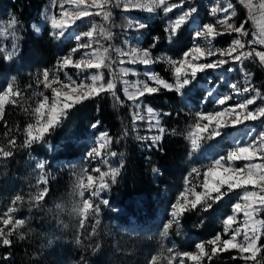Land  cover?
Instances as JSON below:
<instances>
[{"label":"rangeland","instance_id":"1","mask_svg":"<svg viewBox=\"0 0 264 264\" xmlns=\"http://www.w3.org/2000/svg\"><path fill=\"white\" fill-rule=\"evenodd\" d=\"M171 2L178 3L179 0H171ZM228 3L234 5L235 9L238 7L241 10V22L248 21L245 29L249 32L247 37L243 38L246 44L245 50H248L247 41L252 39V33L257 29L252 20L248 19L247 9L240 5L237 0H195V6L198 8L204 6L206 9L207 23L215 24L218 20L224 18L222 12H218L215 16L210 14V9L213 7H226ZM254 3H259V0H254ZM67 7V5H65ZM123 8H111L112 15L114 10ZM51 16L53 13L59 14V0L53 5V0H48L42 10V19L39 23L33 24L40 28L39 32H36L31 26V32L33 36L42 35L44 29L46 33L43 35V40L52 46L54 43V49H52V59H41L39 62L32 51L29 52L28 58L23 60V53L20 51V41L23 38L22 28L15 26V34L13 35L11 30L7 29V25L11 23L0 20V47L5 48L8 52H11L13 45H17L16 55L11 60H6L4 69L0 72V91H2L6 84L12 77L16 79V87L22 93L21 96L16 97L19 104V110L14 124L8 129L6 140L0 137V147H4L5 150H10L13 155L8 158L0 157V217L7 211L8 207L13 206L12 200L17 194L24 197V203L17 205L18 211L13 213L14 219H23L25 224L19 228L18 231L13 233L11 239L20 240L19 236H24L23 240H20L23 244L25 252L30 255L27 263L25 264H150L152 256H159L158 264H168L170 254L167 249L173 250L172 254L176 255V260L173 264H179L180 253L185 251H196L195 244L198 242H205L213 238L217 233L222 235L223 239H227L228 235L223 232V220L232 213V204L237 202L238 196L241 194V190H235L229 193L223 200L215 203L212 209L204 211L203 209L186 212L180 218L179 227L173 225L169 230L167 237L161 236L163 230V224L170 218L171 204L176 200L180 191L184 190L185 179L187 178L190 183L195 184L196 191H200V184L203 179V171L211 161L219 156H226L228 151L233 150L236 147V143L243 144L249 141L252 137L246 135L249 130L254 129L253 135H258L264 131V118L257 119L255 121H246L244 124L229 127L223 130L222 134L212 140H206L201 143L198 149H193L191 141L188 138V133L191 131L192 126L196 121L197 112H211L221 110L222 107L229 105H236L237 103L244 102L247 98L255 96V92L244 93L243 95H237L231 88L232 84H236L241 90L244 87L258 86L251 81V72L245 68V64L249 62L253 66H261L258 59H248L242 62H230L221 69H208L202 73H199L196 81L193 85H190L184 90L183 95L178 93L179 100H166L170 109L176 113L183 114L184 117L178 119H172L169 121L183 133V139L185 141V150L179 157L177 164H171L170 166V183L167 187L158 194H151V206L152 215L147 214L145 211H135L137 206L133 202V198L136 195L143 196L148 195L147 192L142 190V187L136 189L135 194H131L124 190V193H119L118 188L122 180L123 161L121 157H112L106 155L107 165L101 163L96 164L95 160L89 161L87 159V152L95 146V142L103 131L98 128L91 127L90 132L83 133L85 138H76L74 135V129L68 134L65 133L67 145L63 147L62 151L60 145L54 144L48 138L43 141L36 142L30 147H24L25 140V128L27 124H35V117L32 115V110L37 106V103L42 99L41 93L49 97V103H51L52 93L50 89H45L43 84L37 83V78L42 80L40 72L44 68L54 69L57 65V61L60 57L67 54L73 47L77 46V41L74 36L83 31H87L90 23L97 25L108 26V21H104L102 16H93L84 18L79 21L76 26H73L66 32V35L59 40L53 39L51 36V25L49 20L45 19V13ZM180 14V9H175L173 13L165 14L161 11L156 15H149L142 10L132 9L130 12H122L121 16L127 21L126 30H130L126 38L120 39L116 43H110L101 39V43L105 47L111 44L113 48H123L125 51L129 47H141V42L144 37V29L137 32L135 28L130 29L128 27L129 21L140 20L141 22L150 23L155 20L159 23L163 31L168 25L170 20H173ZM236 15V14H235ZM234 15V16H235ZM233 17V16H232ZM243 18V19H242ZM230 23V22H229ZM197 24H203L201 17L196 15V23H188L181 28L178 36L170 44L166 38L164 31L163 36H159L160 41L155 48L151 49L153 58L157 56H171L173 59H179L183 51L193 47L194 43H198L194 37V29ZM232 24H236L235 21ZM19 27V28H18ZM218 31L227 35L229 40L224 44L214 41L216 48H227L231 42L237 38L236 33L229 34L223 26L217 27ZM224 34L216 37L219 38ZM152 37V42H153ZM99 38V37H98ZM224 40H227L224 38ZM127 41V43H125ZM82 43H87V38H83ZM152 42L145 48H150ZM68 45L69 48L65 49L64 46ZM95 47V45H93ZM256 50L264 51V46L255 45ZM83 51V50H81ZM5 56L6 53H1ZM112 59L118 61L120 57L116 53L111 52ZM80 53L76 54L73 59H79ZM126 60V58H124ZM216 59V57L209 58ZM202 62H208L207 60ZM124 67L135 69L137 76L129 75L127 79L129 81H135L137 79L143 81L146 77L143 75L146 68H150L151 71L158 73L161 77L173 81L172 72L170 66L164 61H158L151 66H144L142 64H129L125 63ZM113 70L117 72L121 67L119 63L113 64ZM228 69H232L229 71ZM67 74L71 76L77 83L80 82L77 79V70L74 68L66 69ZM95 70H91L89 73H84L80 79L84 76L90 75ZM250 76V78H249ZM103 77L105 84L111 75L107 69L103 70ZM60 79L67 83V79L63 72L60 73ZM264 82V81H262ZM152 83V82H149ZM154 86V84H153ZM118 89H122V85H117ZM209 89H214L215 97L231 96V99L226 102V105L219 106L216 104L214 97L207 95ZM258 89V88H257ZM167 90V89H165ZM122 95V90H118ZM170 91V90H168ZM262 94L264 92L260 91ZM153 95V94H152ZM149 95V96H152ZM145 96L144 122L146 123V134L155 135L158 134L155 129L149 131V120L146 114V107H152L155 112H166L161 107L149 102ZM124 97V95H123ZM125 98V97H124ZM126 100V99H125ZM130 112L133 119L134 107L130 101ZM7 105V104H6ZM5 105V106H6ZM264 107V99H257L256 103L248 106L249 111H254L257 108ZM5 110V107H4ZM168 113V112H167ZM182 115V116H183ZM164 117H160V126L165 128ZM1 120V118H0ZM142 122V121H137ZM60 126V124L58 125ZM166 129V128H165ZM73 132V133H72ZM82 134V133H81ZM143 135V136H145ZM15 138V145H9V140ZM68 141L70 143H68ZM145 144V142H143ZM77 149V156L71 159L64 158L63 154L69 153L71 146ZM141 151L145 148L142 144L139 145ZM157 148V147H153ZM37 162H43L45 164L44 173L48 181L47 185L41 183L37 187V181L40 178L41 173L36 169ZM245 162L238 161L235 163L236 167H241ZM99 166L102 171H106L109 166L120 168V174L117 177L116 183L111 184L109 189L101 193L100 197L95 198L94 203H99L102 199H108V205H101V212L98 216H91L85 221L84 228H80L79 219L73 218V209L77 203L78 197L73 196V186L75 184V176L82 168H93ZM196 167L200 169V177L195 175L188 177L187 174L191 168ZM160 173V170L157 172ZM44 187L48 188V193L39 204L29 203L31 196H34L36 192ZM85 198H89V194L86 193ZM191 198V197H190ZM122 202V205H120ZM133 212H136L133 214ZM207 213L216 217L222 213V219H220L215 225L216 231L214 235L205 238L197 236L195 229L200 226L204 221ZM133 214V215H132ZM260 213L258 214V216ZM256 216L255 219L261 220ZM6 218V217H4ZM243 213L237 214V224L234 227L239 226L243 221ZM99 220V224H97ZM0 227H3L2 221H0ZM218 228V229H217ZM93 229L95 233L93 234ZM79 239L80 243L77 244L76 240ZM239 239H242L240 237ZM98 246V247H97ZM4 247H0V255L3 253ZM240 255V253L238 252ZM1 264H5L0 261ZM6 264H13L12 262ZM185 264H192V262L185 259ZM241 264H246L242 262ZM249 264V263H248Z\"/></svg>","mask_w":264,"mask_h":264},{"label":"snow or ice","instance_id":"2","mask_svg":"<svg viewBox=\"0 0 264 264\" xmlns=\"http://www.w3.org/2000/svg\"><path fill=\"white\" fill-rule=\"evenodd\" d=\"M248 11V19L255 24L256 31L252 33V39L247 41L248 50H245L246 44L244 37L249 35L245 29L243 21L239 26H235L228 21L235 15V7L228 3L226 7H213L210 14L215 16L218 12L224 14V18L218 20L215 24L203 23L197 24L194 29V37L198 43H194L193 47L183 51L179 59H173L171 56H157L153 58L151 49L155 48L160 41V37H153L150 48L129 47L127 51L123 48H113L111 44L107 47L101 43V39L111 41L113 33L111 25L105 27L90 23L87 31L79 32L74 36L78 42L67 54L60 57L54 69L44 68L40 75L42 80L37 78V83H42L45 89H50L52 93L51 103L49 97L41 93L42 99L39 100L37 106L32 110L35 117V124H27L25 132L24 147H30L32 144L43 141L50 131H53L68 115L70 109L74 108L81 102L100 96L103 93H110L112 98L118 104H123L124 100L120 99L117 94L118 90H122L127 101H130L134 107L133 113V130L137 121H144V100L145 96H149L167 89L175 91L183 95L184 90L193 85L199 73L208 69H221L230 62H242L248 59H258L261 66H264V51L256 50L255 45L264 46V0L254 3V0H237ZM57 0H53V5ZM67 5V7H65ZM123 8L124 12H130L132 9L142 10L150 16L163 12L165 16L173 13L175 9H180V14L175 19L170 20L164 31L166 38L171 44L178 36L181 28L188 23H196V15L198 8L195 6V0H179L178 3L171 0H59V14L53 13L51 16L45 13V19L49 20L51 25V36L53 39L59 40L66 35V32L79 21L84 18L93 16H102L104 21H110L112 18L111 8ZM17 21L15 18L7 25V29L15 34V26ZM145 22L140 20L129 21L128 27L135 28L137 32L147 28ZM218 26H223L225 30L231 34L236 33L231 44L224 49L216 48L214 41L216 37L224 34L217 30ZM36 32L40 28L36 25L32 26ZM2 32V30H0ZM99 37V38H98ZM87 38V43H82V39ZM127 43V41H125ZM95 45V47L93 46ZM17 45H13L11 52L0 47V53H6L4 58L11 60L17 52ZM83 50V51H81ZM111 52L117 54L120 59L114 61ZM80 53L79 59L73 57ZM216 57V59L209 58ZM126 58V60L124 59ZM207 60L208 62H202ZM158 61H164L170 66L173 81L161 77L158 73L146 68L143 75L145 80L139 79L129 81V75L137 76L135 69L124 67L127 62L129 64H142L151 66ZM119 63L121 67L117 72L113 70V64ZM74 68L77 70V79L74 80L67 74L66 69ZM107 69L111 75L107 83L104 82L103 70ZM88 76L80 79L84 73ZM231 71L232 69H228ZM63 72L67 83L60 79V73ZM250 78V76H249ZM152 82V83H149ZM122 85V89H118L117 85ZM154 84V86H153ZM16 79L12 77L6 84V87L0 91V118L3 117L4 107L6 104H16V97L22 95L20 90L15 86ZM231 88L237 95H243L250 91L255 92V96L247 98L244 102L236 105L222 107L221 110L211 112H197L196 121L188 133L192 148L198 149L201 143L206 140H212L222 134L223 130L229 127L244 124L246 121H255L264 118V107L249 111L248 106L256 103L257 99H264V94L259 89L249 86L242 90L236 84H232ZM215 90L209 89L207 95L214 97L216 104L219 106L226 105L231 96L215 97ZM146 114L149 120V131L155 129L158 134L155 135H137L136 139L145 142L148 148L158 147L166 129L161 127L160 117L170 116L172 113L155 112L152 107H146ZM99 122L92 125L97 127ZM254 129L249 130L246 135L252 137L243 144L237 142L236 147L228 151L226 156H219L211 161L203 171V179L200 184L201 190L196 191V185L188 186L190 181L185 179L184 190L180 191L176 200L171 204L170 218L163 224L161 236L167 237L169 230L176 225L179 227L180 218L189 211L200 210L208 211L212 209L215 203L223 200L229 193L235 190H241L237 202L232 204V213L223 220V232L228 235L227 239H223L220 233L213 238L195 244L196 251H185L180 253L179 264H185V259L192 264H202L207 259H212L220 253L237 250L240 258L244 259L246 264L252 261L253 264H260L257 254L261 252L264 245H260L261 237L264 236V220H257L255 217L264 212V131L258 135H253ZM124 135H127L125 131ZM9 145L14 146L15 138L9 140ZM112 138L107 132L100 133L93 146L86 154L89 161L95 160L97 165L101 163L107 165L106 155L112 157L117 156V152L109 151V145ZM13 155L10 150L0 147V157L8 158ZM238 161L245 162L243 166L236 167ZM36 169L41 173L37 181V187L43 183L47 185L46 174L44 173L45 164L37 162ZM154 172L159 169L153 168ZM120 168L109 166L106 171H102L99 166L82 168L75 176V184L73 186V196L78 197L79 206L74 209L79 219L80 228H84L85 221L91 216H98L101 212V205H108V199H102L99 203H94L95 198L100 197L101 193L109 189L111 184H115ZM200 169L193 167L187 176L195 175L200 177ZM48 193V188L44 187L31 196L29 203L39 204ZM86 193L89 198H85ZM191 197V198H190ZM24 203V197L17 194L12 200L11 207L0 217L3 227H0V247H11L13 233L18 231L25 224L23 219H14L13 213L18 211L17 205ZM243 213V221L239 226L237 224V214ZM6 217V218H4ZM99 224V220L96 221ZM95 229H93V234ZM242 237V239H239ZM20 240L24 239L21 234ZM79 244L80 240L77 239ZM98 247V246H97ZM170 254L168 264H173L176 255L172 254L171 248L167 249ZM11 253L4 257L8 259ZM235 259V257H233ZM160 257L152 256L150 264H158Z\"/></svg>","mask_w":264,"mask_h":264},{"label":"trees","instance_id":"3","mask_svg":"<svg viewBox=\"0 0 264 264\" xmlns=\"http://www.w3.org/2000/svg\"><path fill=\"white\" fill-rule=\"evenodd\" d=\"M48 0H0V20L10 22L13 18L17 21V26L22 28L23 38L20 41V51L23 53V60L28 58L30 51L33 52L38 62L41 59H52V54L55 44L52 46L47 44L43 40V35L46 33L44 29L42 35L33 36L31 32V26L39 23L42 19V10ZM122 9L114 10V14L108 26L111 25V31L113 38L110 43H116L122 38H126L130 30H126L127 21L121 16ZM235 16L231 17L228 21L232 23L235 21V26H239L241 23V10L235 9ZM206 9L204 6L199 7L198 16L201 17L203 23H207ZM243 19V18H242ZM248 22V21H247ZM245 23V25L247 24ZM148 26L144 29V37L141 42V47H146L152 42V37L155 35L163 36L164 31L159 23L153 20L150 23L145 22ZM19 28V27H18ZM182 30H180L181 32ZM226 38L227 40H224ZM229 38L224 34L223 36L216 38L215 41L224 45ZM65 49L69 48L68 45L64 46ZM6 61L3 54L0 53V72L4 69ZM245 68L251 72V81L255 83L258 89L264 92V67L253 66L249 62L245 64ZM117 94L121 100H124L123 104H118L112 98L110 93H103L98 97L91 98L77 104L74 108L70 109L68 115L64 117L53 131H50L46 139L48 138L54 144L60 145L62 151L67 144V138L65 133H69L73 129L76 138H85L83 133L90 132V128L93 124L98 123V129L103 132H107L112 138V143L109 145V151L117 152V157H121L123 161L122 180L118 188L119 193H124V190L135 194L136 189L142 187L144 192H147L149 196H138L135 194L133 198L134 204L137 206L135 211H145L147 214L152 215L151 206V194H158L167 187L170 183V166L176 165L179 161V157L185 150V141L183 139V133L180 132L173 123L169 121L172 119H178L184 117L183 114L176 113L170 109L166 100H179L178 93L175 91H168L161 89L158 93L149 96L147 100L154 105L161 107L164 111L172 113L170 116L164 117V125L166 132L157 148H148L143 141L136 139L137 135L143 136L146 134V123L136 122L135 130H133V119L130 112V105L123 95L118 91ZM19 110V104H7L5 106L3 117L0 120V137L6 140L8 129L14 124L17 113ZM183 115V116H182ZM125 131L127 135H124ZM73 133V132H72ZM82 133V134H81ZM68 143H70L68 141ZM142 144L145 148L140 150L139 145ZM2 145V144H0ZM69 153L63 154L64 158L71 159L77 156V149L71 146ZM153 168L160 170L161 174L153 171ZM121 203L122 202H118ZM136 212H133V214ZM132 214V215H133ZM259 217L264 220V212H261ZM222 219V213L213 217L212 214L207 213L204 221L198 228L195 229L196 234L200 238H205L214 235L216 228L214 225ZM218 229V228H217ZM22 242L20 240H14L11 247H4L3 253L0 255V261L3 263L12 262L13 264H25L30 257L29 254L23 250ZM260 245H264V236L261 237ZM11 253L8 259H4ZM235 257V259L233 258ZM27 259V261H26ZM257 259L260 264H264V248L257 254ZM245 262L240 258L237 250H231L229 252L220 253L215 256L212 261L205 259L202 264H241ZM253 264L252 261L248 262ZM1 264V263H0Z\"/></svg>","mask_w":264,"mask_h":264},{"label":"clouds","instance_id":"4","mask_svg":"<svg viewBox=\"0 0 264 264\" xmlns=\"http://www.w3.org/2000/svg\"><path fill=\"white\" fill-rule=\"evenodd\" d=\"M78 206H79V201L77 200V203L75 204L74 209H75L76 207H78ZM74 209H73V218L75 219V218H77V213H76V211H74Z\"/></svg>","mask_w":264,"mask_h":264},{"label":"crops","instance_id":"5","mask_svg":"<svg viewBox=\"0 0 264 264\" xmlns=\"http://www.w3.org/2000/svg\"><path fill=\"white\" fill-rule=\"evenodd\" d=\"M258 216V215H257ZM259 217V216H258Z\"/></svg>","mask_w":264,"mask_h":264}]
</instances>
